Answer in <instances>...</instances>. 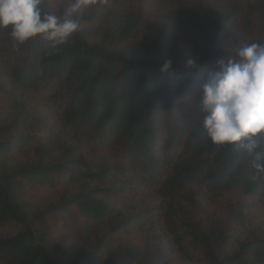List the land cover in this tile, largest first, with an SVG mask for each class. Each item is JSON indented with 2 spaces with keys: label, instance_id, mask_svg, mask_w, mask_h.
Masks as SVG:
<instances>
[{
  "label": "trees",
  "instance_id": "1",
  "mask_svg": "<svg viewBox=\"0 0 264 264\" xmlns=\"http://www.w3.org/2000/svg\"><path fill=\"white\" fill-rule=\"evenodd\" d=\"M40 11L52 14L43 0ZM185 17L192 28L187 40L195 43L198 14L191 10ZM116 47L108 36L104 45H92L78 31L58 48L42 37L14 47L10 29H0V103L10 107L0 116V264H99L109 257V244L161 229L164 236L151 238L170 237L187 258L235 264L237 255H221L234 238L203 232L182 218L199 194L264 205V173L254 178L253 158L238 145L213 146L202 127V86L217 61L229 57L207 55L191 70L180 57L162 74V56L145 53L139 59ZM25 95L51 109L47 137L46 127H38L41 120L27 112ZM258 139L264 163V136ZM40 140L50 141L39 146ZM31 146L32 158L11 163ZM54 154L59 157L52 159ZM61 187L76 192L65 203L31 212L24 199L28 190ZM146 197H155V206L142 208ZM73 213L85 223L105 224L95 249L77 259L63 257L55 243L72 224L59 214ZM47 222L53 223L48 232ZM252 246L261 255L244 264H264V240L242 248ZM137 254L130 249L119 260L108 259L128 264Z\"/></svg>",
  "mask_w": 264,
  "mask_h": 264
},
{
  "label": "rangeland",
  "instance_id": "2",
  "mask_svg": "<svg viewBox=\"0 0 264 264\" xmlns=\"http://www.w3.org/2000/svg\"><path fill=\"white\" fill-rule=\"evenodd\" d=\"M43 1L52 15L60 18L64 17L65 9L72 3V0ZM191 10L198 14L195 24L199 38L195 43L189 42L186 37L192 28L185 14ZM73 18L79 23L78 32L87 36L92 45H104L108 36L115 40L117 52L139 59L149 53L162 56L164 61L175 62L185 57L198 62L207 55L231 57L246 45L264 43V0H96L95 4L83 7ZM2 71L3 54L0 52V73ZM23 101L27 104L25 107L29 115L41 120L38 127H46L42 133L47 137V131L52 129V119L48 116L51 109L34 95H25ZM7 103H0V116L9 111ZM49 141L40 140L38 145H47ZM34 148L25 147L23 153L13 156L11 163H24L27 158H32ZM58 157L59 154L51 156L52 159ZM75 192L74 187L46 192L31 189L24 199L31 212H42L67 202ZM155 203V197H146L142 208H152ZM187 207L183 220L192 219V223L203 232L222 233L235 239L232 245L223 248L222 258L230 260L237 255L233 263L244 264L257 260V256L261 255V250L255 246L242 247L253 240H264L263 204L240 196L213 198L199 194L195 203ZM59 216L60 219L70 216L72 221L65 232L55 239L64 251L63 257L70 253L73 259H77L95 249L105 231L104 223H85L76 213ZM46 225L48 232L53 223L47 222ZM152 235L164 236V232L162 229L149 233L144 231L121 240L119 245L109 244L108 255L119 260L130 249H137V256L129 259L128 264H207L178 253L170 237L160 240L152 239ZM109 257L99 264H110Z\"/></svg>",
  "mask_w": 264,
  "mask_h": 264
},
{
  "label": "clouds",
  "instance_id": "3",
  "mask_svg": "<svg viewBox=\"0 0 264 264\" xmlns=\"http://www.w3.org/2000/svg\"><path fill=\"white\" fill-rule=\"evenodd\" d=\"M41 0H0V29H10L13 46L42 37L53 47L64 45L78 30L73 17L96 0H72L64 17L43 14ZM186 69L197 67L188 59ZM172 62L165 61L160 71L170 72ZM202 127L213 146L238 145L248 157L258 178L264 163L258 149L264 136V43H251L236 50L227 59L217 61L201 90Z\"/></svg>",
  "mask_w": 264,
  "mask_h": 264
}]
</instances>
